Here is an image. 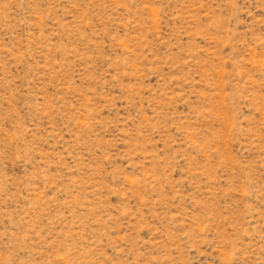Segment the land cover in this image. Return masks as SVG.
Masks as SVG:
<instances>
[{"label":"rangeland","instance_id":"obj_1","mask_svg":"<svg viewBox=\"0 0 264 264\" xmlns=\"http://www.w3.org/2000/svg\"><path fill=\"white\" fill-rule=\"evenodd\" d=\"M0 264H264V0H0Z\"/></svg>","mask_w":264,"mask_h":264}]
</instances>
